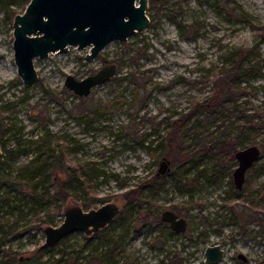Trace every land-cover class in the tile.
Returning <instances> with one entry per match:
<instances>
[{
    "label": "rangeland",
    "instance_id": "374dc122",
    "mask_svg": "<svg viewBox=\"0 0 264 264\" xmlns=\"http://www.w3.org/2000/svg\"><path fill=\"white\" fill-rule=\"evenodd\" d=\"M26 6V0H0V127L12 128L2 142L18 151L10 170L33 166L45 145L62 147L67 152L65 167L76 176L81 173L83 185L64 203L52 200L56 219L51 225L61 224L64 210L72 205L88 210L113 202L121 217L101 234L76 231L42 255L37 252L45 241L46 224L8 236L2 248L41 264H54L58 258L72 264H206V248L221 244L224 257L215 264H264V227L254 222L264 210V201L253 192L264 185V169L257 164L248 170L243 189L237 190L236 159L218 163L206 155L198 166H191L185 160L190 149L177 152L180 146L175 145L167 155L170 171L144 188L143 209L135 205L132 212L136 201L127 195L157 174L164 157L141 141L148 145L166 135L165 116L188 111L192 101L211 93L208 79L227 66L226 51L233 46L254 48L247 59L264 65V0H150L151 22L143 32L125 42H109L91 60L86 58L90 46L36 57L39 78L29 87L18 75L13 49L14 18ZM112 63L116 74L87 97L80 98L65 85L67 75L81 79ZM250 85L245 98L263 108L264 68ZM261 137L264 128L258 140ZM182 138L186 146L197 141ZM168 209L186 218L184 232L161 220ZM147 212L160 221L145 220Z\"/></svg>",
    "mask_w": 264,
    "mask_h": 264
},
{
    "label": "trees",
    "instance_id": "16d2710c",
    "mask_svg": "<svg viewBox=\"0 0 264 264\" xmlns=\"http://www.w3.org/2000/svg\"><path fill=\"white\" fill-rule=\"evenodd\" d=\"M29 1L26 0V3L28 4ZM241 16L245 19L248 17L245 13ZM253 49L233 46L226 51L227 66L221 67L216 76L213 75L208 79V82H212L213 85L211 93L203 99L198 98L192 101L188 111L181 110L165 116L163 120L168 128L167 134L160 136L159 139H157L159 135H156L157 140H152L148 145H145L143 140L141 145L166 157L173 154L175 145L180 146L177 152L190 149L186 153L185 160H189L191 166H198V159L203 156L209 155L218 163H223L224 158L235 159V152L238 149L258 142L262 149L260 160L263 161H260L261 163L258 161L259 163L256 164L259 169H264V137L258 140L264 128V107L262 108V105L253 107L245 98L249 93L248 88L252 87L251 79L263 75L264 65L261 61L247 59ZM118 62L122 67L124 63L121 60ZM135 74L137 72H132L133 76ZM10 130H12L11 127L5 129L0 127V149H3L0 153V169L2 170L0 173V252L2 251L0 264H41L35 263L37 258L20 257L16 253L12 254L8 249H3L4 239L10 235L20 236L27 230H31V227L39 229L45 224H54L56 208L52 207V200L58 199L64 203L71 195L81 192L82 174L76 176L69 167L66 168L67 152L62 147L53 148L50 144L37 151L32 161L33 166L29 165L32 169L27 167L18 172L11 171L12 162L15 161L18 151L7 148V145L2 142V136ZM182 136L187 138L189 136L192 142L195 138L197 141L186 146L184 143L186 138ZM179 137L182 139L180 140ZM178 139L180 142L175 144ZM95 172L97 176L102 174L98 170ZM216 172L219 173V170ZM83 173L88 175L87 171ZM180 175L178 174V177H181ZM160 180L161 175L156 174L144 179L136 189L129 191L127 195L132 197V201H136V204L132 205V212L135 205L137 209H143L145 201L141 194L144 188L155 185ZM253 192L260 201H264V185ZM18 195L23 197L20 198ZM120 213L118 217H121ZM30 215L38 216V218L33 219ZM144 218L160 221L159 216H152L150 212H147ZM254 222L264 227V210ZM53 247L54 245L41 247L37 255H42ZM79 256L77 255V258ZM64 261V264H72L66 259ZM64 261L63 258H58L54 264H61Z\"/></svg>",
    "mask_w": 264,
    "mask_h": 264
},
{
    "label": "water",
    "instance_id": "95a60500",
    "mask_svg": "<svg viewBox=\"0 0 264 264\" xmlns=\"http://www.w3.org/2000/svg\"><path fill=\"white\" fill-rule=\"evenodd\" d=\"M150 0H30L25 10L13 22V49L17 72L27 87L38 81L35 58H46L51 53H65L70 46L86 48V58H95L111 41L125 42L129 37L143 32L150 25L148 15ZM264 30V27H263ZM117 71L112 63L94 74L78 79L67 75L65 85L79 97H87L95 86L109 81ZM262 149L251 144L235 152L238 164L233 172L237 190H242L246 174L260 159ZM171 162L164 156L157 175L170 171ZM120 211L116 203L108 202L98 208L85 210L72 205L64 210L61 224L44 227L45 241L42 248L55 245L76 231L91 234L113 222ZM161 220L169 223L176 232H184L188 222L173 210H165ZM224 257L221 244L208 246L205 262L215 264ZM244 261L247 257L239 254Z\"/></svg>",
    "mask_w": 264,
    "mask_h": 264
},
{
    "label": "flooded vegetation",
    "instance_id": "af4514ba",
    "mask_svg": "<svg viewBox=\"0 0 264 264\" xmlns=\"http://www.w3.org/2000/svg\"><path fill=\"white\" fill-rule=\"evenodd\" d=\"M99 70H100V69H99ZM99 70H98V71H99ZM119 213H120V211H119ZM119 213H118V214H119ZM118 214H117V215H118ZM109 224H110V223H109ZM109 224H108V225H109ZM108 225H107V226H108ZM107 226H106V227H104V228H102V229H100V230H99V231H97V232H94V233H96V234H99V233H101V232H102L104 229H106V228H107ZM126 230H127V229H126V227H124V231H125V232H126ZM84 233H85V232H84ZM88 235H89V234H88ZM205 263H206V262H205ZM206 264H207V263H206Z\"/></svg>",
    "mask_w": 264,
    "mask_h": 264
}]
</instances>
